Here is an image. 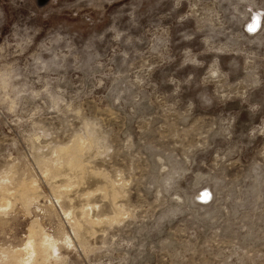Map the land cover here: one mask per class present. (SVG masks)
<instances>
[{
  "label": "rangeland",
  "instance_id": "1",
  "mask_svg": "<svg viewBox=\"0 0 264 264\" xmlns=\"http://www.w3.org/2000/svg\"><path fill=\"white\" fill-rule=\"evenodd\" d=\"M0 178V264H264V0H0Z\"/></svg>",
  "mask_w": 264,
  "mask_h": 264
},
{
  "label": "bare ground",
  "instance_id": "2",
  "mask_svg": "<svg viewBox=\"0 0 264 264\" xmlns=\"http://www.w3.org/2000/svg\"><path fill=\"white\" fill-rule=\"evenodd\" d=\"M80 140V139H79ZM77 143V142H76ZM69 144V143H68ZM83 144V143H82ZM82 145L81 144H74V145H71V146H62L61 148H60V150H59V153L58 154H61L62 152V154H63V156H61V157H63V159L61 160L60 158H57L56 160H55V163L53 164V166L51 167H49L50 169H48V170H52V172L53 171H55V172H59L60 170H61V168H62V166L63 165H65V164H67L69 167H73V168H78V169H84V165L83 164H81V163H79L77 160H76V152H78V151H80L81 149H82ZM78 155V154H77ZM57 156V155H56ZM78 157V156H77ZM80 160V159H79ZM81 162V161H80ZM64 168V167H63ZM47 171V170H46ZM48 172V171H47ZM51 172V173H52ZM50 172H48V174H49ZM46 174V173H45ZM54 174V173H53ZM52 175V174H51ZM57 175H59L58 173H57ZM56 175V176H57ZM47 176V175H46ZM50 176V175H49ZM54 176V175H53ZM1 180H3L2 178H0ZM6 179V178H5ZM11 179V178H10ZM12 181V180H11ZM3 182V181H2ZM26 182V181H25ZM72 183V182H71ZM2 185V184H1ZM22 185V184H21ZM4 186H6V185H4ZM73 186V185H72ZM3 187V186H2ZM7 187V186H6ZM22 187V186H21ZM34 187V183L33 182H31V183H29V184H25V185H23V189H25V191L26 190H28V189H31L32 190V188ZM71 186H70V183H65L64 185H63V183H62V186L61 187H59V190L57 191V194H59L60 195V193H63L64 192V190L66 191L68 188H70ZM10 189V188H9ZM30 190V191H31ZM34 190V189H33ZM32 190V191H33ZM57 190V189H56ZM0 191H1V193H2V196L0 197V208H5V207H7L9 204H10V201L9 200H7L6 199V196L4 195V193H6L7 191H6V188H1L0 189ZM24 191V190H23ZM20 193V192H19ZM26 193H27V191H26ZM32 193H35V191L34 192H32ZM64 194V193H63ZM22 195V194H21ZM25 195V194H24ZM23 196V195H22ZM24 197H27V196H24ZM30 199H31V197H30ZM32 200V199H31ZM89 208V206H87L86 208H85V210L87 209V210H89L88 209ZM121 210V209H120ZM85 212V211H84ZM85 218L87 219V220H89L90 222L91 221H96V220H92V218L89 216V215H87V214H85ZM85 219V220H86ZM77 222V221H76ZM97 222V221H96ZM35 223H36V221H35ZM36 225H38L37 223H36ZM35 227L36 226H34V225H32L31 226V228L29 229L30 230V236H32L33 234H35L37 231V229L35 230ZM38 227V226H37ZM38 230H40V229H38ZM40 231H38V233H39ZM42 234H44V232H41ZM37 234V233H36ZM37 236H39L38 234H37ZM32 237H36V236H32ZM31 237V238H32ZM34 239V238H33ZM36 239H37V237H36ZM55 239V238H54ZM54 239H52L50 236H47V235H44L43 237H42V240L44 241L43 243H44V245H45V243H48V247H54V245H55V242H56V239L54 240ZM31 240V239H30ZM33 241V240H32ZM32 241H30L26 246H27V249H28V247L30 246V254H31V256L33 255V256H38L39 254H40V249L41 248H39V247H42L43 248V245L42 246H40L41 244H42V242H41V240H39L40 242H41V244L39 245V247L37 248L36 246L34 247L33 246V244H32ZM34 242V241H33ZM39 242V243H40ZM39 243H37L36 242V244L35 245H38ZM57 243V242H56ZM47 246V245H46ZM24 247V246H23ZM7 248V247H6ZM9 249V248H8ZM16 248H14V250H15ZM21 249V248H20ZM24 249H26V248H24ZM24 251L25 250H23V253H24ZM49 251V250H48ZM51 251V250H50ZM9 252V251H8ZM20 252V251H19ZM29 252H27V253H29ZM2 253V252H1ZM18 253V252H17ZM21 253V252H20ZM49 254V253H48ZM24 255V254H23ZM29 255V254H28ZM51 255V254H50ZM1 256V255H0ZM6 256V255H5ZM18 256V255H17ZM20 256V255H19ZM32 256V257H33ZM42 256V255H41ZM4 257V255L2 256V258ZM48 257V256H47ZM1 258V259H2ZM10 258H11V256H10ZM18 258V257H17ZM6 259H7V257H6ZM12 259V258H11ZM16 259V258H15ZM34 260H35V258H33ZM37 259V258H36ZM18 260V259H17ZM34 260H33V262H34ZM3 261H5V260H3ZM11 261V260H10ZM19 261H22L23 263H27L28 262V260L27 259H25V257L24 258H21ZM32 261V260H31ZM30 261V262H31ZM46 261V260H45ZM1 262V261H0ZM13 262H14V260H13ZM16 262V261H15ZM17 263V262H16ZM29 263V262H28ZM27 263V264H28ZM21 264V263H20Z\"/></svg>",
  "mask_w": 264,
  "mask_h": 264
},
{
  "label": "snow or ice",
  "instance_id": "3",
  "mask_svg": "<svg viewBox=\"0 0 264 264\" xmlns=\"http://www.w3.org/2000/svg\"><path fill=\"white\" fill-rule=\"evenodd\" d=\"M205 196H207V193H205Z\"/></svg>",
  "mask_w": 264,
  "mask_h": 264
}]
</instances>
